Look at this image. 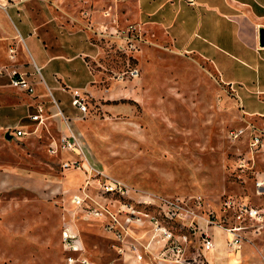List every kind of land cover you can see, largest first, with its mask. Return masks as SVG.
Here are the masks:
<instances>
[{
    "label": "rangeland",
    "instance_id": "1",
    "mask_svg": "<svg viewBox=\"0 0 264 264\" xmlns=\"http://www.w3.org/2000/svg\"><path fill=\"white\" fill-rule=\"evenodd\" d=\"M243 1L263 15L259 19L264 29V0ZM173 5L177 12L156 15L171 21L165 31L155 15L143 12L138 18L127 12L126 7L135 10L128 0L28 2L32 12L49 8L91 23L89 39L98 49L84 57L87 68L79 60L71 65L83 79L90 77L87 69L91 72L97 93H85V117L74 121L73 128L100 174L84 186L81 173L62 170L59 162L69 154L54 156L46 150L57 135L53 125L47 123L49 132L42 125L35 130L27 117L29 100L0 84V264H81V258L90 264H253L264 258V92H256L264 88V50L247 47L238 36L236 19L219 21L216 40L210 34V12H184L190 8L185 0H173ZM150 6L146 1L145 7ZM86 12H99V24ZM13 21L23 37L28 26ZM192 29L197 35L191 36V45L216 56L221 77L198 48H189L186 38ZM128 39L135 50L128 49ZM244 54L258 55L257 65L244 61L249 57ZM133 67L136 77L117 78ZM26 69L34 73L29 58ZM40 76L34 74L40 80L36 91L49 100L46 69ZM50 94L64 115L75 114L67 93L51 88ZM18 125L35 131L5 139L4 133ZM9 174L25 176L35 187L7 186ZM102 177L182 201L189 217L169 220L155 207L121 198L152 216L170 236L155 231L145 219L141 226L131 223L132 238L117 241L104 220L93 219L84 209L95 200L116 210L98 188ZM73 194L86 196L85 207L71 203ZM249 209L257 214L249 215ZM68 225L75 233L71 239L81 241L79 250L62 241ZM228 227L238 228L239 252L227 244ZM203 235L212 240V250H202Z\"/></svg>",
    "mask_w": 264,
    "mask_h": 264
},
{
    "label": "crops",
    "instance_id": "2",
    "mask_svg": "<svg viewBox=\"0 0 264 264\" xmlns=\"http://www.w3.org/2000/svg\"><path fill=\"white\" fill-rule=\"evenodd\" d=\"M29 1L32 0H0V57L4 58L3 63L6 61L5 51L7 43L14 37V35H16V33L22 37L19 28L13 21L14 19H17L18 23L22 22L28 26L27 33L22 37L23 45L19 49L18 54V65L22 70L31 73V70L26 69L29 58L35 66L40 68V70L46 69V73L51 81L50 90L52 88L61 93H67L68 95L69 90L71 89L85 92L93 90L96 94L97 92L93 89L94 85H92L94 80L92 79L91 72L87 69V73L90 77L83 79L81 75L78 74L76 67L71 65L75 60H79L85 66L84 57H92L93 51L98 49L89 39V27L91 23L88 24L78 15H72L68 12H53L49 8H41L40 12H32L28 7ZM128 1L133 7H135V10L130 11V9L126 7L127 12H134L133 15L135 17L138 16V18H141L140 15L143 12L144 16L151 14L156 16L158 12H177L174 8L173 0H158L155 5H153L155 0ZM146 1L151 3L150 7H145ZM185 3L190 8L184 12H210L207 18L211 27L210 34L213 39L217 40V37L221 32L222 27L219 23L221 19L227 21H235L236 19L238 22V36H243L242 40L247 47L254 51L264 50V47L259 46L257 38V30L261 23L259 18L263 15L253 13L249 1L193 0L192 4H188L185 0ZM165 5L170 6H168L167 11L164 10ZM199 7L203 10L200 11ZM86 14H90L91 19L99 24V19L101 20L99 12H86ZM157 18L159 19L160 26L166 31V29L170 27L171 21L166 20L163 15ZM180 23L181 20L178 25L183 26V24ZM193 35L197 34L192 29L191 33L188 34L189 37L186 38L187 44L190 46L189 48H192L194 51L198 48L202 55L212 63L221 77L223 68L221 69L220 67L219 69V60L214 54H207L205 49L191 45L190 39ZM208 43L212 42L208 41ZM245 58L244 61H250L254 65H257V61H259L258 55L257 57L249 55V57ZM0 79L3 80L0 81L1 86L7 87L5 79ZM33 80L35 81L34 77ZM237 80L238 82L241 81L239 78H237ZM226 81L233 83L232 78H226ZM35 82L34 94L36 97H41L38 98V100L44 99L43 101L48 103L45 98V93H38L36 91V86L39 81ZM261 89L262 88H256V92H264V88ZM23 95L27 98L26 100H29L28 102L26 101V105L31 111V104L36 100V97L32 98L25 94ZM22 104H25V100ZM47 108L50 112L54 111L53 106L50 104L47 105ZM1 111L2 108L0 107V112ZM47 123L52 124L55 129L60 127L59 120L57 118H52L49 122L42 125L47 132H49ZM8 177L11 178L8 180L7 186L21 187L30 190L35 187L33 180H30L25 176L9 174Z\"/></svg>",
    "mask_w": 264,
    "mask_h": 264
},
{
    "label": "built area",
    "instance_id": "3",
    "mask_svg": "<svg viewBox=\"0 0 264 264\" xmlns=\"http://www.w3.org/2000/svg\"><path fill=\"white\" fill-rule=\"evenodd\" d=\"M188 4H192L193 0H186ZM109 12H104V15H108ZM130 27V26H129ZM23 45L22 37L16 33L14 37L7 43L5 58L6 61L0 64V78H4L7 87L13 88L26 96L35 98L34 88L36 82L33 80L34 74L40 76V68L33 64V72H27L22 70L18 65V54L19 49ZM127 47L129 50H135V43L131 39L127 40ZM138 75L137 68H129L126 71L118 74L117 78L122 80L123 78L130 77L134 78ZM40 82V80H39ZM47 89V94L50 99L47 100L48 103L53 106L54 111L50 112L46 106V102L43 100H36L31 104V111L27 115L29 121L35 124V130L39 125H44L49 122L52 118H57L60 122V127L55 129L57 135L55 138H51L46 145V150L49 154L56 156L58 153H67L69 158L62 159L59 162V167L62 170H73L81 173L84 177V186L88 184L91 177L99 176V171L96 170L94 163L87 154V151L81 141L80 134L73 128L74 121L81 120L85 117L87 107H86V95L85 91H78L77 89L69 90V104L73 108L75 114L70 117L64 115L62 110L58 106V102L51 96L50 89ZM34 130V131H35ZM34 131H27L23 126H15L11 130L6 131L12 137L18 139L24 136L30 135ZM232 134V132H231ZM97 180V179H96ZM97 185L99 190L104 193L105 196H110V201L115 204L116 210L109 209L104 203L92 200L91 207L84 206V200L86 196L81 194H73L70 201L73 205L78 208L85 207L86 214L90 215L93 219L104 220L105 228L113 235L117 241H122L125 236L129 237V231H131L129 226L131 223L135 226H141L144 220H148L152 223L153 229L155 231H160L163 235L169 237L170 234L165 232L162 227L157 226V220L152 216H149L145 211H140L136 209L133 205L123 202L120 199H134L135 203L150 205L157 208L169 220L183 221L187 220L189 215V209L184 207L185 203L182 201L178 202L176 199L169 197H160L157 195H152L147 192L134 189L127 184L121 182L120 180L113 177H102L97 180ZM260 183L257 184L259 186ZM199 201V198H196ZM249 215H256L257 210L249 209ZM121 216V217H120ZM189 217V216H188ZM70 225L64 226L62 234V241L71 250L76 251L82 248L81 241L77 237L72 240L75 233L72 232ZM225 231L229 234L228 246L235 253L240 250L241 236L236 227L225 228ZM130 238L132 236L130 235ZM72 242L70 244L69 242ZM134 246V244H130ZM201 247L203 251H210L213 248L212 240L203 235L201 237ZM140 258V255H138ZM68 262H73V258L69 257ZM81 264H90L85 258L79 259ZM253 264H264V258L259 259Z\"/></svg>",
    "mask_w": 264,
    "mask_h": 264
},
{
    "label": "water",
    "instance_id": "4",
    "mask_svg": "<svg viewBox=\"0 0 264 264\" xmlns=\"http://www.w3.org/2000/svg\"><path fill=\"white\" fill-rule=\"evenodd\" d=\"M257 38H258V44L259 46L263 47L264 46V29L262 27H259L257 30ZM11 135L7 132L4 133V138L8 139L10 138Z\"/></svg>",
    "mask_w": 264,
    "mask_h": 264
},
{
    "label": "bare ground",
    "instance_id": "5",
    "mask_svg": "<svg viewBox=\"0 0 264 264\" xmlns=\"http://www.w3.org/2000/svg\"><path fill=\"white\" fill-rule=\"evenodd\" d=\"M239 252V251H238ZM238 254V253H237ZM236 257H237V255H236Z\"/></svg>",
    "mask_w": 264,
    "mask_h": 264
}]
</instances>
